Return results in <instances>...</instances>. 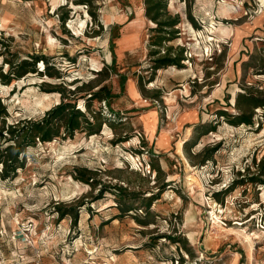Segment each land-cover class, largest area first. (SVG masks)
<instances>
[{
	"label": "rangeland",
	"instance_id": "1",
	"mask_svg": "<svg viewBox=\"0 0 264 264\" xmlns=\"http://www.w3.org/2000/svg\"><path fill=\"white\" fill-rule=\"evenodd\" d=\"M164 1L159 46L146 0H0V73L48 61L0 79V150L64 101L91 122L0 154V264H264V105L230 122L264 101V0Z\"/></svg>",
	"mask_w": 264,
	"mask_h": 264
},
{
	"label": "trees",
	"instance_id": "2",
	"mask_svg": "<svg viewBox=\"0 0 264 264\" xmlns=\"http://www.w3.org/2000/svg\"><path fill=\"white\" fill-rule=\"evenodd\" d=\"M146 3L147 16L157 24V31L163 33V37H159L158 41L154 43V45L160 46L162 45V43L172 40V37H167L170 34V31L168 30L170 28H174V26H176L180 22L179 16L170 18L168 20H162V12L166 8V1L146 0ZM65 19L66 17L64 18V20ZM40 59L48 64V61L44 56L35 57L32 63L24 60L16 66L12 65L10 71L6 73H0V79L3 80L6 84H9L13 81L14 77L23 76L30 71L36 72V64L40 61ZM183 60L184 57H182V55L172 57L170 54H168L157 59V68H161L163 66L183 67ZM91 94V98H98L100 96L98 93ZM242 97L249 101L247 105H249L250 109L244 110L242 111V113L234 116L233 119L230 120L233 125H240L243 123L250 124L254 116L252 108L264 105V101H259V103H255L256 105H254L253 103L256 101L252 97H249V95L248 97L244 95ZM226 114V111L220 113V115L223 116ZM82 120H84V123H86L87 125L91 124L84 111L76 108L72 101H64L57 107H55L52 112H50L46 117L39 121L30 122L18 129L17 127L13 126L10 128L8 127L6 132H9L11 134L12 138L15 139L16 144L10 145V147H8V149H5V151L0 150V154L4 156V159H2L1 161L3 165H5L4 176H9V172L16 174L17 168L22 167V165H18L19 155L26 150V147L34 144L37 137L43 142L51 141L55 136H60L61 127H64L67 133L66 135L73 136L76 130L82 128ZM12 149L13 151H11ZM212 152H214V150ZM211 157L212 153L206 158V160H210ZM130 210H132V208L124 209L125 212H128Z\"/></svg>",
	"mask_w": 264,
	"mask_h": 264
},
{
	"label": "crops",
	"instance_id": "3",
	"mask_svg": "<svg viewBox=\"0 0 264 264\" xmlns=\"http://www.w3.org/2000/svg\"><path fill=\"white\" fill-rule=\"evenodd\" d=\"M156 125L158 126V123ZM157 126H156V128H157Z\"/></svg>",
	"mask_w": 264,
	"mask_h": 264
}]
</instances>
